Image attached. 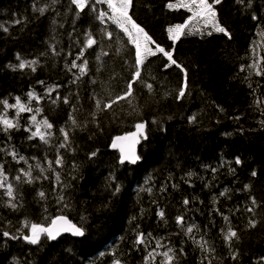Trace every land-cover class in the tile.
<instances>
[{"label":"trees","instance_id":"trees-1","mask_svg":"<svg viewBox=\"0 0 264 264\" xmlns=\"http://www.w3.org/2000/svg\"><path fill=\"white\" fill-rule=\"evenodd\" d=\"M167 3L168 0H133L130 15L162 47L174 49V58L187 70L189 94L180 101L175 99L183 74L175 66L163 70L166 58L158 54L149 58L142 72V80L153 84L152 92L137 82L131 104L120 101L108 111H98L96 122H92L90 113L97 111L92 97L102 104L107 102L122 92L134 71V49L124 33L110 20L101 23L90 8L76 19L74 6L69 10V0L55 4L52 0H0V24L9 29L6 33L0 29V99L15 103L14 98L19 96L27 103V93L35 91L43 98L39 104L32 102L33 108L43 109L37 119L46 116L54 125L49 145L38 138L29 140L24 127L30 123L31 114L23 113L21 128L11 132L8 146L26 157H37L46 168L45 157L55 159V145L62 140L59 129L65 127L70 130L75 153L60 149L65 166L56 171L64 180H70L69 173L77 176L64 193L70 207L61 209L53 192V173L46 172L49 179L34 184L17 183L16 170L26 169L27 165L0 153V162L6 161L9 182L17 189L23 205L12 211L4 206L7 197L0 192V229L14 231L25 218L47 224V218L61 214L74 224L83 223L87 229L86 238L81 240L43 239L40 246L23 240L5 245L0 237V264H112L116 259L122 264H144L147 251L155 247L157 240L166 245L157 252L167 247L184 249L178 264H200L204 254L191 236L197 240L203 236L215 248L212 264H257L264 257V76H256L247 67L240 70L264 57V37L259 34L264 31V0H253L250 8L235 0H223L216 6L220 22L232 34L230 40L220 33L185 34L175 42L169 39L167 28L184 23L191 13L183 8L170 10ZM33 5L49 7L40 15L33 11ZM97 9L107 10V5H98ZM253 12L259 17L256 21L251 18ZM17 19L20 24L14 23ZM104 29L113 33L111 40L104 37ZM87 31L99 44L85 53L88 75L73 83V73L78 72L68 71L65 64L75 58ZM50 45H55L60 55H52ZM17 54L25 60L38 59L37 70L13 71L8 65L18 64ZM55 85H59L57 91L47 96L46 88ZM57 94L61 99L52 103ZM66 96L70 104L63 103ZM3 112L0 105V114ZM70 112L79 127L71 125ZM8 115L14 117L15 110H8ZM193 115L196 122L189 123ZM141 121L148 124V139L141 140L138 148L141 159L135 166L122 165L118 153L111 150L112 140L135 131V123ZM6 140L0 132V146ZM94 151L97 155L89 159ZM236 157L241 159V165L235 164ZM36 162L29 159L32 165ZM72 162L77 165L75 171ZM212 168L217 171L213 173ZM230 168L235 169V174ZM253 170L256 177L251 176ZM188 172L193 173L190 178L186 176ZM116 184L120 191L112 195ZM245 184L251 185L247 191L243 190ZM162 187L166 191H161ZM225 189L227 195L219 197ZM40 190L46 193V200L38 197ZM214 197L218 198L215 205ZM250 197H255L261 207L255 212L257 226L248 229L252 213L245 209ZM184 199L190 201L189 205L183 204ZM214 207L230 217L239 233L240 239L234 245L239 250L237 261L230 258L219 231L227 225ZM160 209L165 212V220L157 216ZM178 215L184 216L185 229L196 226L191 236L177 225ZM138 231L146 234V245L134 244ZM163 259L158 255L157 264Z\"/></svg>","mask_w":264,"mask_h":264},{"label":"snow or ice","instance_id":"snow-or-ice-1","mask_svg":"<svg viewBox=\"0 0 264 264\" xmlns=\"http://www.w3.org/2000/svg\"><path fill=\"white\" fill-rule=\"evenodd\" d=\"M58 0H52V3H57ZM237 4L244 5L246 8H250L252 6L253 0H235ZM223 3V0H168L166 7L168 9H179L183 8L187 10L191 15L185 20L182 24H177L174 26H169L167 28L168 37L173 42L179 40L181 36L195 35L199 34L201 36L208 35L211 36L213 33H220L227 37L229 40L232 38V34L225 26L222 24L218 18V11L216 9L217 5ZM101 4L107 5V10H98L97 6ZM73 6L75 9V17L76 19L80 18V14L85 12V9L90 8L93 12H96V19L101 23H104L105 20H110L113 24L116 25L117 28L127 37V42L132 45L134 49V71L132 73L131 78L126 84V87L122 90L121 93L117 94L115 97L110 98L107 102H103L100 99H97L95 96L92 97L95 103V108L97 111H93L90 113L92 117V122H96L97 120V112L98 111H108L112 109L114 104H118L120 101H127L131 104V97H133V85L137 82H141L144 84V87L148 90L149 93L153 90V84L142 80V72L146 68V63L151 57H155L158 54L162 55L166 58V62L162 65L163 70H167L170 67L175 66L179 71L183 74V78L180 86L176 90L175 99L180 101L185 98L186 95L189 94V80L188 73L186 68L178 63V61L174 58V49L166 50L162 47L157 41H155L152 36L138 24L130 15V10L133 8V0H69V10H73ZM48 5L44 7L37 8L33 5V11L38 12L40 15H44L48 10ZM252 20L256 21L259 17L253 12ZM203 21V24L199 27L195 26L196 23ZM195 22V23H194ZM15 24H20L21 21L19 19L14 21ZM56 21L53 20V24ZM75 25V20L73 21ZM63 26V25H61ZM0 29H2L5 33L8 32V27L0 24ZM75 31V27L73 29ZM104 37L107 40H111L113 38V33L111 31H107L106 29L102 30ZM262 37H264V31L259 33ZM71 35V33H69ZM78 44H81L79 40H77ZM99 41L94 37L91 31H87L84 33V40L82 42V46L79 48V51L75 55V58L70 61V63H66L65 67L68 71H72L73 69L77 70L78 74L73 73L75 79L73 83L80 80L82 77L88 75L89 67L88 60L85 58V53L88 49H92L94 46H98ZM50 50L52 55H60L57 51L55 45H50ZM72 53L69 52L68 55ZM102 55L107 56V52H102ZM100 57L97 56V59ZM16 59L18 64L16 65H8L13 71L19 69L24 70L25 68L31 69L32 72L37 70V65L39 63L38 59L25 60L20 57L19 54L16 55ZM79 62V63H78ZM264 63V57H260L258 60H255L252 64L247 66H241V71H245L246 67L250 68L254 71L256 76H264V67H261V64ZM99 71V69H97ZM38 83L44 84V81H39ZM92 83H97L95 80H92ZM59 85L51 86L46 88V95L51 97L53 92H56ZM251 88V84H249ZM167 95V94H166ZM15 103H9L7 99H0V105L3 106L4 112L0 114V132H2L7 140L4 142V146H0V153H3L5 156H10L12 161L17 164L23 163L27 165V168L17 169V174L14 176V180L17 183H25V184H34L41 180L49 179L48 175H45L46 172H51L54 174L55 184L53 185V192H56V203L61 206V209H67L70 207V203L66 200V196L64 195L71 187V181L76 180L77 176L69 173L70 180H64L61 178V174L59 171H56L57 168H63L65 166V157L61 153L60 149L65 151L75 153V148L71 146V136L70 130L65 127H61L59 129L60 136L62 140L58 145H55L56 148V156L54 160H48L45 157V161L47 163V167L42 166L41 162L37 157H26L25 155H21L14 146L9 148L8 143L11 141V132L13 130L19 131L21 128V114L30 113L31 115L28 117V121L30 122L26 127H24V131L29 133L28 139H39L44 145H49L50 138L54 135L51 131L54 127L53 123L49 121V119L45 116L42 119L38 120L37 116L43 113V109L40 107H32V102L35 101L37 104L43 99L40 95H38L35 91H29L27 93V103L22 102L19 96L15 97ZM60 96L57 94L55 99L52 100V103H56L57 100H60ZM63 103L70 104L69 98L66 96L63 98ZM261 101H257V106ZM73 111H75V106L73 105ZM15 110L14 117L10 118L8 115V110ZM223 111V109H220ZM68 119L71 121V125L73 128L79 127L78 121L69 113ZM235 119H239V117H235ZM189 123L196 122V116H190L188 118ZM153 123H158L157 121H153ZM261 124L264 125V121H261ZM97 127L99 124L97 123ZM34 128V130H33ZM135 131L129 132L124 136L115 137L112 140V147L119 148L120 156L119 163L124 164L125 162L136 164L141 157L136 152V145L140 143L141 140L148 139V124L146 121L137 122L134 125ZM97 152H92L89 154V159L95 157ZM29 159L36 160L35 165L29 163ZM235 164L241 165L242 161L239 157L235 158ZM5 162H0V192L4 196L7 197V200L4 201V206L11 209L12 211H18L23 205L20 203V197L17 192V189L14 187L13 183L9 182V175L5 168ZM55 165V168L53 167ZM71 168L73 171L76 170L77 165L75 162H72ZM213 173L217 171L216 168L211 169ZM233 174H235V169H229ZM34 172L38 174L34 175ZM193 173L188 172L186 174L187 177H191ZM252 177L257 176V172L253 170L251 172ZM175 187V185H172ZM251 188V185L245 184L243 187L244 191H247ZM59 189V191H57ZM120 187L118 184L114 185L112 195L119 193ZM147 191L151 192V189H147ZM161 191H166V188L161 189ZM228 193V189H225L219 193V197H225ZM38 197L41 200H46L47 195L43 190L37 192ZM250 205L246 207V211L252 213L247 220V228H255L257 226L258 221L255 218L256 209L261 207V205L257 202L255 197H250ZM218 198H213V204L217 202ZM190 201L188 199L183 200V204L185 206L189 205ZM44 211L47 212V208H44ZM213 211L221 216L223 221L226 222V227L220 228V233L225 245L229 249L230 258L233 261H237L239 257V250L234 246L236 242L239 241L240 236L235 227L231 224V219L228 215H226L221 209L214 207ZM239 211V208L236 209ZM157 216L161 220H165V212L163 209H160L157 212ZM48 223H39L32 222L27 218L23 219L20 222V226L16 227L14 231L8 230L7 228L0 229V237L3 238V242L6 245L8 241L15 240H23L26 244L32 246H40L42 245L43 239H47L49 241L56 240L63 233H71L74 237L86 238L87 229L84 224L80 225L72 223L66 215H57L54 217H49ZM84 219L83 217L81 218ZM135 219V217L133 218ZM176 223L182 229H185V219L183 215H178L176 217ZM8 225L11 226V221H8ZM139 226L137 225V228ZM196 226L189 225L185 229V235L191 236L193 230ZM151 233H148L147 236L151 237ZM193 242L197 245L199 250L204 254L203 258L200 261V264H212V254L215 253V248L211 247L206 239L203 236L196 239L195 236H191ZM146 234L138 231L136 234V238L134 244L136 246L146 245ZM166 245L161 243L160 240L156 241L155 247L151 248V250L147 251L144 257V264H157L156 258L157 256H162L164 259L160 261V264H178V259L180 255H185L184 249H174L172 247H167L165 251L157 252L159 248H165ZM103 255V253L101 254ZM115 255V253H112ZM112 264H122V262L118 259L113 260ZM257 264H264V257H261Z\"/></svg>","mask_w":264,"mask_h":264},{"label":"water","instance_id":"water-1","mask_svg":"<svg viewBox=\"0 0 264 264\" xmlns=\"http://www.w3.org/2000/svg\"><path fill=\"white\" fill-rule=\"evenodd\" d=\"M140 143H141V141H140ZM140 143L136 145V152H137V154H138V148H139ZM111 145H112V143H111ZM111 150L114 151V152H116V153H118V155L120 156L119 148H113V147L111 146ZM137 163H138V161H137ZM137 163H136V164H137ZM136 164H131V163L125 162V163L122 164V165L135 166ZM66 237L72 238V239H74V240H81V239H83V238H79V237H74V236L71 235V233H63V234H61V236H59L56 240L51 241V242H57V241H59L60 239H62V238H66Z\"/></svg>","mask_w":264,"mask_h":264},{"label":"rangeland","instance_id":"rangeland-1","mask_svg":"<svg viewBox=\"0 0 264 264\" xmlns=\"http://www.w3.org/2000/svg\"><path fill=\"white\" fill-rule=\"evenodd\" d=\"M179 9H182V8H179ZM171 10H174V9H171ZM201 22L203 23V21H200V23H196L195 26H198V27L201 26Z\"/></svg>","mask_w":264,"mask_h":264}]
</instances>
